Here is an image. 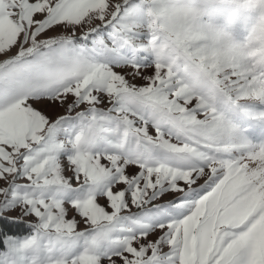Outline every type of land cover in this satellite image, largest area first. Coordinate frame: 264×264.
Listing matches in <instances>:
<instances>
[{"label":"snow or ice","instance_id":"1","mask_svg":"<svg viewBox=\"0 0 264 264\" xmlns=\"http://www.w3.org/2000/svg\"><path fill=\"white\" fill-rule=\"evenodd\" d=\"M225 15L264 32V0H0V264H264V76L190 46Z\"/></svg>","mask_w":264,"mask_h":264},{"label":"rangeland","instance_id":"2","mask_svg":"<svg viewBox=\"0 0 264 264\" xmlns=\"http://www.w3.org/2000/svg\"><path fill=\"white\" fill-rule=\"evenodd\" d=\"M226 18L229 19L225 15L210 22L205 17L203 23H211L212 27L194 33L190 46L194 51L214 58L229 73L233 69L246 75L255 73L254 80H259L264 76V72L260 71L264 69V32L242 16L232 18L233 24L226 22ZM236 78L235 75L231 77L233 80ZM261 115H264V105L256 99L242 100L233 113L234 121L249 130L248 138L255 144L264 142L259 120ZM100 202L104 203L103 200ZM25 225L28 228V225Z\"/></svg>","mask_w":264,"mask_h":264},{"label":"trees","instance_id":"3","mask_svg":"<svg viewBox=\"0 0 264 264\" xmlns=\"http://www.w3.org/2000/svg\"><path fill=\"white\" fill-rule=\"evenodd\" d=\"M24 229H25V231H23V232H20V233H17L18 235H21V234H27V231H28V228L26 227V225L24 224Z\"/></svg>","mask_w":264,"mask_h":264}]
</instances>
